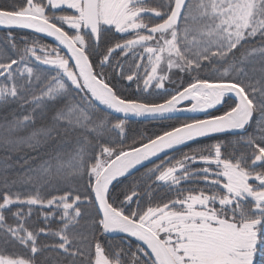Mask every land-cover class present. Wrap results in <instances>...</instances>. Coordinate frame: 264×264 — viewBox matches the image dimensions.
<instances>
[{
  "label": "snow or ice",
  "instance_id": "snow-or-ice-1",
  "mask_svg": "<svg viewBox=\"0 0 264 264\" xmlns=\"http://www.w3.org/2000/svg\"><path fill=\"white\" fill-rule=\"evenodd\" d=\"M0 29V264L264 254V0H0Z\"/></svg>",
  "mask_w": 264,
  "mask_h": 264
},
{
  "label": "trees",
  "instance_id": "trees-1",
  "mask_svg": "<svg viewBox=\"0 0 264 264\" xmlns=\"http://www.w3.org/2000/svg\"><path fill=\"white\" fill-rule=\"evenodd\" d=\"M3 2H5V3H12V0H3ZM26 34H27V31H24V30H16L15 35H16L17 41L20 40V37L21 36L26 35ZM5 35H6V32L3 29H0V40H2V38ZM44 41L48 42L47 40H44ZM117 56H119L118 53H117ZM127 70H128V67L125 66V71L127 72ZM121 84L126 86L128 83L126 81H121ZM122 94L123 95H127V96H137V95H140V93H138L133 88V86H131L130 88L129 87H125L122 90ZM148 98L149 99H155L156 97H148ZM185 119H187V118L178 117L177 119H174V120H171V121H166V122H163V123H160V124H157L155 122L149 123V122H146V121L129 120L128 121V124L126 126L127 137H126V139H125L124 142H125L126 145L127 144H130L132 142L133 137L138 136L140 133H143L145 131V129H147V132L148 133H152V132L159 131L161 127H167L169 125L178 124V123H180L181 121H183ZM37 123L39 124V122H37ZM112 138L114 140H118L119 139V137L116 136L115 134H113ZM217 138L226 139V137H223V136H221V137H212V138H203V139H200L198 145L204 144V143L209 142L211 140H215ZM195 146H197V145L190 144L187 148H182L180 151H187V150H189V148L195 147ZM229 150L230 149H226V152L229 151ZM163 158L164 157L161 156V159H163ZM148 166H150V165H148ZM143 171H144L143 168H139L138 170H136L133 173L132 176H129L127 179H123L122 180V184L121 185H117V189L121 188L123 185H131V182L133 181V179L139 177L140 176V173L143 172ZM141 187H143V185ZM161 190H163V189H161ZM115 191H116V189H114V192ZM31 219L33 221L29 222L30 226L31 225L43 226L44 221H43V218L40 215V213H39L38 210H34L33 211ZM53 223H55V221H51V224L52 225H53ZM109 238L111 239L113 237H109ZM41 239H43V241L45 240V242H46V238L41 237ZM9 251H12V250L9 249ZM255 264H264V254L258 253V255L255 257Z\"/></svg>",
  "mask_w": 264,
  "mask_h": 264
},
{
  "label": "rangeland",
  "instance_id": "rangeland-1",
  "mask_svg": "<svg viewBox=\"0 0 264 264\" xmlns=\"http://www.w3.org/2000/svg\"><path fill=\"white\" fill-rule=\"evenodd\" d=\"M43 43H48V42H46V41H42ZM143 69H141V71H142ZM174 79H175V77H174ZM129 83V82H128ZM133 86H134V88L136 89V85L135 84H132ZM169 87V89L171 90V86H168ZM137 91V90H136ZM220 113V112H219ZM215 142V140H211V141H209V142H206V143H204V144H201V145H197V146H208V145H211L212 143H214ZM197 146H195V147H197ZM188 151V150H187ZM225 152H226V149H225ZM180 154H181V151H176V152H173V153H171V154H169L170 156H175V157H177V158H179V156H180ZM40 213V212H39ZM43 218V217H42ZM31 221H33L32 219H30V221L29 222H31ZM53 227H56V222L55 223H53V225H52ZM41 242H45V240L43 241V239H41ZM17 251H20L19 249H17ZM258 255V254H257Z\"/></svg>",
  "mask_w": 264,
  "mask_h": 264
},
{
  "label": "water",
  "instance_id": "water-1",
  "mask_svg": "<svg viewBox=\"0 0 264 264\" xmlns=\"http://www.w3.org/2000/svg\"><path fill=\"white\" fill-rule=\"evenodd\" d=\"M24 31H26V30H24ZM49 43H52V41H51V38H47L46 39ZM213 112H215V111H213ZM215 114H220V113H215ZM191 115H194V114H177V117H183V118H188V117H190ZM195 115H198L200 118H204L203 117V114H195ZM129 120H134V121H143V120H141V119H137V118H130ZM207 138V137H206ZM201 139H203V138H201ZM161 156H163V155H161ZM135 172V171H134ZM133 172V173H134ZM116 234H110L109 235V237H114Z\"/></svg>",
  "mask_w": 264,
  "mask_h": 264
},
{
  "label": "flooded vegetation",
  "instance_id": "flooded-vegetation-1",
  "mask_svg": "<svg viewBox=\"0 0 264 264\" xmlns=\"http://www.w3.org/2000/svg\"><path fill=\"white\" fill-rule=\"evenodd\" d=\"M147 2L149 3V4H151V5H155L156 4V2H157V0H147ZM150 15V14H149ZM118 55H119V53H118ZM138 58V57H137ZM121 60H122V62L124 63V65L125 66H127L128 67V65H129V63H130V61H131V57H129L128 59H124V58H122L121 57ZM127 82V81H126ZM128 83V82H127ZM133 86V85H132ZM133 88H134V86H133ZM135 89V88H134ZM136 90V89H135ZM215 113H219V112H217V111H215V112H213V114H215Z\"/></svg>",
  "mask_w": 264,
  "mask_h": 264
}]
</instances>
